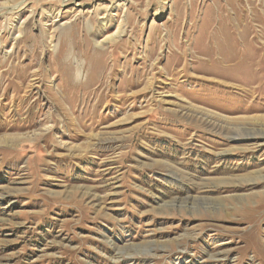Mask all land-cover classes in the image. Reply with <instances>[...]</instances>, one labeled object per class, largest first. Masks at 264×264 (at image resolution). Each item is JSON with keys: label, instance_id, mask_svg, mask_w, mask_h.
Returning a JSON list of instances; mask_svg holds the SVG:
<instances>
[{"label": "rangeland", "instance_id": "374dc122", "mask_svg": "<svg viewBox=\"0 0 264 264\" xmlns=\"http://www.w3.org/2000/svg\"><path fill=\"white\" fill-rule=\"evenodd\" d=\"M229 124L264 128V0H0V264H264Z\"/></svg>", "mask_w": 264, "mask_h": 264}, {"label": "bare ground", "instance_id": "6f19581e", "mask_svg": "<svg viewBox=\"0 0 264 264\" xmlns=\"http://www.w3.org/2000/svg\"><path fill=\"white\" fill-rule=\"evenodd\" d=\"M120 32V31H119ZM101 46V45H100ZM239 68V64H237V66L235 67V69L237 70ZM209 122V121H208ZM207 123V122H206ZM218 124V123H217ZM217 124H214L212 123L211 125H217ZM226 124V123H225ZM230 125V124H229ZM219 126V125H218ZM217 126V127H218ZM227 126V125H226ZM221 128L223 129H227L231 135H230V138L232 137H241V136H248V137H252V138H258V137H263L264 138V128L259 126V125H256V124H240L238 126H227V127H223V126H220ZM228 135V136H229ZM105 141H107L106 139H104ZM104 142V141H103ZM262 178V177H261ZM260 179V178H259ZM255 180V179H254ZM252 180V181H254ZM248 181V180H246ZM250 181V180H249ZM256 181V180H255ZM260 181V180H259ZM263 181H261L260 183H262ZM264 183V182H263ZM251 184V185H255L257 184L256 182H253V183H248V185ZM2 195V194H1ZM193 207V206H192ZM142 251V250H141ZM149 251V250H148ZM224 254V253H222ZM212 255V254H211ZM217 255V254H216ZM221 255V253H220ZM213 256V255H212ZM211 256V257H212ZM209 257V256H208ZM218 257V256H217ZM213 258H216V257H213Z\"/></svg>", "mask_w": 264, "mask_h": 264}]
</instances>
